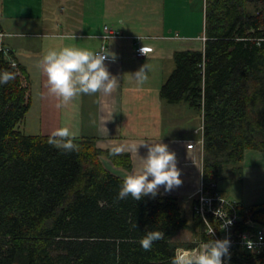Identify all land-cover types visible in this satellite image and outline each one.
Here are the masks:
<instances>
[{
  "label": "trees",
  "instance_id": "1",
  "mask_svg": "<svg viewBox=\"0 0 264 264\" xmlns=\"http://www.w3.org/2000/svg\"><path fill=\"white\" fill-rule=\"evenodd\" d=\"M203 34L202 49L173 54L159 95L203 117L202 181L218 186L228 169L241 178L246 151L264 153V0H204ZM0 69L16 74L0 85V264H171L177 248L195 246L175 240L181 231L202 238L174 196L116 198L122 178L101 159L130 171L129 154L100 149L94 137L65 151L51 135L20 131L31 107L26 71L1 51ZM255 208L264 224V204ZM151 230L165 235L146 251L139 240ZM230 254L228 264H264V253Z\"/></svg>",
  "mask_w": 264,
  "mask_h": 264
},
{
  "label": "crops",
  "instance_id": "2",
  "mask_svg": "<svg viewBox=\"0 0 264 264\" xmlns=\"http://www.w3.org/2000/svg\"><path fill=\"white\" fill-rule=\"evenodd\" d=\"M65 2L69 6L68 13L63 16L62 24L52 23L51 28L50 25L46 24L49 34L53 37L82 39V41L62 45V47L75 45L99 50L102 45H105L109 51L116 53L115 59H109L105 61V64L109 72L116 77L118 87L110 94L103 92L82 94L75 101L79 105V111L73 120L78 131L75 138L84 137L83 127H88L94 132V136L91 137L96 138L98 148L113 150L120 147L122 151L118 154H129L132 158L130 171L115 167L105 158L101 159L109 172L122 179L129 172L138 170L142 165L140 157L147 154V148L144 145H138L136 153L133 148L134 144H139L141 141H145L149 145L154 142L168 144L170 150L176 153L182 183L167 192L161 185L157 195L176 197L180 203L186 205L192 216L193 202L202 179V160L197 152L187 149L186 144L198 140L199 137H196L194 133L196 125L191 124L192 136L179 137L172 136L171 133L182 131L192 118L195 116L197 118L199 115L184 104H165L161 101L159 92L161 85L174 68L173 54L178 51L189 50L177 49L173 42L202 41L203 32L200 39L193 40L164 35L141 37L143 39L141 45L152 50L145 57L138 59L134 57L136 41L133 40V37L135 34L126 28L128 25L127 18L116 13L117 10L113 6H111V10L109 6L104 8L102 0H65ZM201 2L203 5L201 9L204 13V0ZM44 16L43 0H0V27L7 35L4 39V45L13 51L17 64L25 69L27 76L28 67L35 62L38 55L35 56L32 54L33 51L16 48L11 44L10 38L18 36L14 31L10 32L15 25L11 21L43 20ZM115 23H120V33L117 32ZM105 26L117 32V37H113L112 41L110 38L102 39ZM6 38L9 39L6 40ZM128 40L132 42L130 43ZM55 48V45L51 44L45 45V47L41 45L38 51L42 52ZM144 64L146 65L147 79L143 83H137L132 79V74ZM39 66L42 72L40 83L42 104L40 108L45 112V115H50L51 112L48 113L47 110L50 111V108L53 107L55 116H57L55 125L60 127L65 120L64 110L58 107L60 99L48 92L47 76L43 71L42 59H39ZM183 119L186 120L182 125ZM243 164L245 170H249L258 179L259 174L264 171V153L246 151ZM220 193L225 195L223 192ZM146 197L148 199L154 198L151 194L146 195ZM238 202L244 206V203Z\"/></svg>",
  "mask_w": 264,
  "mask_h": 264
},
{
  "label": "clouds",
  "instance_id": "3",
  "mask_svg": "<svg viewBox=\"0 0 264 264\" xmlns=\"http://www.w3.org/2000/svg\"><path fill=\"white\" fill-rule=\"evenodd\" d=\"M110 39L112 41L114 38L111 36ZM260 39L264 40V38ZM115 57L116 53L109 51L107 46L100 50H92L75 45L49 49L43 55L42 66L47 76L48 90L60 99L58 107L64 110L65 116L62 125L49 137L50 144L65 151H72L77 147L74 139L78 131L73 120L79 111V105L75 101L82 94L98 92L110 94L118 87L116 77L109 72L105 64L106 60H114ZM15 77L14 72L0 69V85L7 84ZM132 79L137 83H143L147 79L145 64L132 74ZM138 145L146 146L147 154L140 157L142 165L138 170L129 172L123 177L117 192L118 200L131 196L138 201L149 194L155 197L161 185L165 192L181 185V170L177 166L176 153L170 150L168 144L154 142L149 145L141 141L133 145L136 153ZM112 151L118 154L122 149L116 147ZM215 215L226 214L218 209ZM230 223V220L224 219L223 226ZM207 232L214 234L211 223L208 224ZM164 235L160 230L148 231L140 238L139 244L144 250H150L154 242L163 239ZM230 245L231 240L225 237L202 242L198 249L177 248L171 257V264H228L231 255ZM252 246V242L247 241V247L251 249Z\"/></svg>",
  "mask_w": 264,
  "mask_h": 264
},
{
  "label": "rangeland",
  "instance_id": "4",
  "mask_svg": "<svg viewBox=\"0 0 264 264\" xmlns=\"http://www.w3.org/2000/svg\"><path fill=\"white\" fill-rule=\"evenodd\" d=\"M103 7L113 6L116 13L127 18V29L131 30L136 38H146V36H175L184 37L186 39H200L203 32V18L201 0H102ZM69 6L65 0H43V20H15L11 21L14 33L18 34L16 37H11V44L16 48H23L33 51L32 54L38 55L35 62L28 67V76L23 77V82L27 85V94L31 100V107L26 114L24 120L19 125V130L28 135H51L58 127L56 124V117L54 108L51 107L50 115H45V112L40 108L41 100V68L39 66V59H42L46 53L38 51L41 45L51 44L55 45L57 49L62 45L77 43L82 41L80 38L75 37H53L47 30V25L52 23L62 24L64 21L63 16L68 13ZM102 22V21H100ZM105 22V21H103ZM120 22V21H117ZM117 32L121 30L120 23H115ZM123 32V31H122ZM79 35V34H78ZM9 38H6L8 40ZM126 43V41H124ZM128 42H132L128 40ZM184 43V44H182ZM201 41H186V42H173L174 46L178 49H202ZM55 48V49H56ZM15 51V50H14ZM13 52V51H12ZM49 92V90H48ZM49 94H51L49 92ZM179 118V117H178ZM198 118V119H197ZM196 116L189 121L186 125L185 131L173 132L172 136L186 137L192 136V125H196V129L201 126V118ZM186 119H183V125ZM191 126V127H189ZM191 128V129H190ZM83 136H94V132L88 127H83ZM189 130V132H188ZM196 137L199 135L195 134ZM230 168V167H229ZM242 164L241 178L237 173L227 170L224 174L223 180L218 184L217 188L223 192L225 197L230 201H241L244 203V208H259L264 204V171L259 174L256 179L249 170H245ZM238 200V201H236ZM240 203V202H238ZM184 210V215L188 218L191 217V212L188 210L184 203H181ZM263 224V223H262ZM264 225V224H263ZM197 238L196 233L192 231H181L176 241L191 242Z\"/></svg>",
  "mask_w": 264,
  "mask_h": 264
},
{
  "label": "built area",
  "instance_id": "5",
  "mask_svg": "<svg viewBox=\"0 0 264 264\" xmlns=\"http://www.w3.org/2000/svg\"><path fill=\"white\" fill-rule=\"evenodd\" d=\"M104 37H117V32L112 31L111 28L105 26ZM6 33L0 28V51L9 58L11 66L17 67V63L10 57V49L5 47L4 39ZM142 38L135 39L134 57L140 59L145 57L151 52V48L141 45ZM203 42L205 38L202 39ZM105 45L100 47L103 48ZM143 51L141 52V49ZM99 49V50H100ZM108 61V60H106ZM201 126L195 129L194 133L199 135V138L195 142L186 144V148L197 152L198 156L202 160L203 154V136H204V124L203 117L201 116ZM217 186L211 184L205 186L202 179L198 187L197 196L193 202L192 211L202 226V238H196L192 242L195 246L189 249H198L202 242L209 239H223L228 237L231 240L229 252L234 250H241L244 252L260 255L264 253V225L253 219L251 209L244 208L238 202L230 201L223 196L219 191H213ZM225 213V216L215 215L216 210ZM206 219V220H205ZM224 219L231 221L230 224L223 226ZM214 228V234L207 232L208 224ZM247 241L252 242V248L247 247Z\"/></svg>",
  "mask_w": 264,
  "mask_h": 264
}]
</instances>
